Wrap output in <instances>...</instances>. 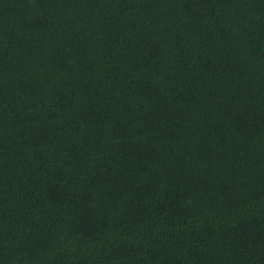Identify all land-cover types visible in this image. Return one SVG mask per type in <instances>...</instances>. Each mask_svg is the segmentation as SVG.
I'll list each match as a JSON object with an SVG mask.
<instances>
[{
	"label": "trees",
	"instance_id": "1",
	"mask_svg": "<svg viewBox=\"0 0 264 264\" xmlns=\"http://www.w3.org/2000/svg\"><path fill=\"white\" fill-rule=\"evenodd\" d=\"M0 264H264V0H0Z\"/></svg>",
	"mask_w": 264,
	"mask_h": 264
}]
</instances>
